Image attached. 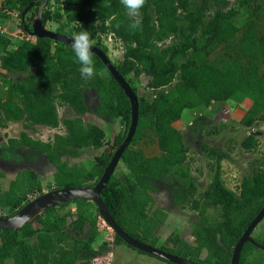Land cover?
<instances>
[{
	"label": "trees",
	"instance_id": "16d2710c",
	"mask_svg": "<svg viewBox=\"0 0 264 264\" xmlns=\"http://www.w3.org/2000/svg\"><path fill=\"white\" fill-rule=\"evenodd\" d=\"M50 1L7 0L0 9L16 10L22 18L25 8L34 3L32 15L22 18L21 24L24 33L30 34L27 30L46 2L45 25L65 17L73 25L74 36L86 30L91 43L105 53L101 37L111 35L123 46L122 60L113 65L115 69L136 95L132 77H147L146 87L153 91L151 100L137 96L138 125L130 145L150 130L160 155L147 157L141 150L128 149L130 145L125 149L120 160L127 170L125 182L113 175L101 193L115 222L135 240L156 247L158 238L153 236L161 214L150 217L146 208L153 194L168 191L173 205H189L199 212L193 229L195 245L174 234L167 240L170 245L159 249L198 264H230L236 243L264 206V155L251 162L235 193L222 180L221 164L230 153L207 144L205 137L212 134L207 130L212 117L209 108L232 98L239 97L244 103L242 126L264 122V0H145L137 17L141 25L135 30L121 0H62L63 8L55 15L48 7ZM92 57L95 75L86 80L72 46L48 38L14 40L0 35V81L8 85L7 97H0V128L9 122H24L25 129L60 125L65 129L49 142L22 132L19 138L0 145L1 157L19 163L45 155L56 167L53 189L96 184L128 131L130 102L102 61ZM87 91L97 95L96 109L87 105ZM59 106L69 109L72 116L60 118ZM200 108L204 111L184 129L175 126L185 111ZM88 113L105 125L120 117L126 130L94 165L70 166L64 158L103 147L104 130L84 121ZM197 141L196 152L212 161L213 170L209 186L198 196L196 180L186 166ZM257 144L254 133L241 141L246 151H254ZM25 175L27 183L37 185L34 173ZM20 182V177L10 182L6 197L12 211L5 217L25 205L18 198ZM5 204L0 200V206ZM62 206L73 207L62 214ZM209 209L217 211V219L211 220ZM102 229L110 228L90 200L50 208L18 231L0 229V264L7 260L14 264H93L109 251L106 240L98 250L95 247ZM112 234L113 244H125ZM252 237L262 248L247 242L239 264L264 263L263 256L251 258L254 250L264 252V231ZM202 251H206L203 260Z\"/></svg>",
	"mask_w": 264,
	"mask_h": 264
},
{
	"label": "rangeland",
	"instance_id": "374dc122",
	"mask_svg": "<svg viewBox=\"0 0 264 264\" xmlns=\"http://www.w3.org/2000/svg\"><path fill=\"white\" fill-rule=\"evenodd\" d=\"M6 1L7 0H1L0 7L1 4ZM59 2H62V0H51L48 5L51 12H54V15L57 10L63 8ZM33 10L34 9L29 10L25 17L30 18ZM19 14L20 13L16 10L11 11L7 8L5 10L0 9V25L7 28V35L14 40H21L24 37L22 36L24 31L21 28L23 20ZM46 27L50 31L61 32L64 35L74 37L73 25L68 24L65 17L48 21ZM101 46L105 48L106 55L111 63L113 65H119L123 55L122 43L111 35H107L101 37ZM104 74H106V72H104ZM20 77L21 75L15 76V79H19ZM132 79V84L137 90V96L151 100L153 91L146 87L147 77H132ZM7 90L8 85L0 81V97L6 98ZM85 98L87 105L91 109H96L97 105H99V99L94 92L88 91L85 94ZM209 109L212 113V117L207 130H212V134H207L205 141L211 146L222 148L230 153V158L224 160L221 164L222 180L228 189L238 193L240 181L243 176L248 174L251 162L264 155V122L257 123L251 128L242 126L240 120L244 115L245 109L244 103L239 97L232 98L225 103L214 104ZM202 111H204V109L201 108L185 111L182 120L176 123L175 126L178 129H184L185 126L189 124L196 115L202 113ZM58 113L60 118L72 116L69 109L61 106L58 107ZM84 121L103 128V147L97 150L84 149L79 152L77 157L64 158L70 166L77 165L86 168L94 165L97 158L104 150L112 146L116 137L122 136L126 130V124L120 117L115 118L110 125H105L95 114L88 113L84 116ZM22 132L27 133L35 140L43 141H51L56 134L63 135L65 133L64 128L61 126L57 129L44 126H35L32 129H25L24 122H9L5 128H0V145L5 144L11 138H19ZM252 133L257 136V148L254 151H246L241 147V141L244 137ZM156 140L154 134L148 130L136 143L131 144L128 149L141 150L147 157L159 156L160 150ZM199 144L200 142L197 141V144L191 146L186 163L191 175L196 180L197 196L207 189L213 174V170L210 169L212 161L208 159L206 155L196 152V148ZM18 172V174L10 175L0 170V200L6 202L5 205L0 206V217H5L12 211L8 203L9 198L6 197V192L9 190L10 182L16 178L20 177L22 181L20 182V189L18 190V198L22 201V204H27L34 198L53 190V175L56 172L55 169L39 175L36 186L26 182V175L23 171ZM126 175L127 170L125 165L120 161L114 172V176L124 183ZM152 197L153 202L146 208L147 215L152 217L157 212L161 214L160 224L153 236L158 238L155 248H160L161 245L168 244L167 240L169 236L174 234L179 235L188 244L194 246L193 229L195 222L199 219V212L191 209L189 205H184L182 207L172 205L170 197L166 192L153 194ZM71 207L73 206H62L60 212L65 214ZM208 215L211 217V220H214L216 217L218 218L217 211L213 209L208 210ZM263 231L264 218L255 228L252 236L257 237ZM112 233L110 229L101 232V235L95 242L96 250H98L102 246L103 241L106 240L109 242L107 246L109 251L99 257L93 264H102L103 260L106 262L105 264H167V262L161 259L139 252L126 244H113ZM169 245L170 244H168V246ZM205 256L206 251H202L200 259L203 260ZM262 256L264 257V252L254 250L251 258L253 261ZM5 264L14 263L12 260H7Z\"/></svg>",
	"mask_w": 264,
	"mask_h": 264
},
{
	"label": "water",
	"instance_id": "95a60500",
	"mask_svg": "<svg viewBox=\"0 0 264 264\" xmlns=\"http://www.w3.org/2000/svg\"><path fill=\"white\" fill-rule=\"evenodd\" d=\"M34 3H31L29 6L25 8L22 12V16L26 14L33 7ZM46 2L43 3L38 11L37 16L33 19L31 23V29L27 30L33 37L39 39H51L55 42L72 46V42L74 37L67 36L59 32L50 31L47 29L46 25L43 23V12L45 9ZM92 54L97 56L102 63L104 64L106 70L110 73V75L114 78L120 88L123 90L124 94L128 98L130 102V123L128 127V131L125 139L119 145V147L114 152L112 158L109 163L106 165L103 174L101 175L98 182L93 186H72V187H63L59 189H53L49 192H46L27 204H25L20 210H18L15 214L10 217H0V229L5 231H18L24 225L35 219L36 217L42 215L45 211L50 208L60 206L69 202H73L76 200H90L92 201L98 209V212L103 219V221L109 226V228L121 238V240L128 246L134 248L135 250L142 252L144 254H148L150 256L161 259L167 263L172 264H198L193 261L175 256L168 252H165L159 248H155L150 246L149 244L139 242L126 234L119 225L115 222L111 214L109 213L105 203L101 198V193L110 181L113 176L118 163L121 160V157L125 151V149L130 145L136 129L138 125V99L137 95L133 92L130 85L127 81L121 76V74L115 69L106 53L100 49L99 47L92 44ZM6 164L0 162V169ZM7 167V165H6ZM42 171L49 172L53 169L56 170L55 166L49 162L46 158L45 161L42 160L40 162V166H38ZM9 169L14 171H37L36 165H13L9 166ZM42 175V174H41ZM264 218V206L261 211L256 215L253 221L250 223L246 231L243 233L241 238L236 243L233 254L231 257L230 264H239L241 258V252L243 246L250 242L254 246L258 248H262L259 244L255 242L252 237V233L255 228L259 225V223Z\"/></svg>",
	"mask_w": 264,
	"mask_h": 264
},
{
	"label": "clouds",
	"instance_id": "9594fccd",
	"mask_svg": "<svg viewBox=\"0 0 264 264\" xmlns=\"http://www.w3.org/2000/svg\"><path fill=\"white\" fill-rule=\"evenodd\" d=\"M145 0H121V4L126 11V14L131 20L130 27L132 29H138L141 25L138 14L140 9L144 6ZM92 43L89 33L81 31L74 36L72 42V51L75 55L77 62L79 63V71L81 77L84 79H91L95 75V65L92 57Z\"/></svg>",
	"mask_w": 264,
	"mask_h": 264
},
{
	"label": "flooded vegetation",
	"instance_id": "af4514ba",
	"mask_svg": "<svg viewBox=\"0 0 264 264\" xmlns=\"http://www.w3.org/2000/svg\"><path fill=\"white\" fill-rule=\"evenodd\" d=\"M28 13V11L26 12V14ZM25 14V15H26ZM25 15L24 16H22V18L24 19L25 18ZM88 92V91H87ZM86 92V93H87ZM91 92V91H90ZM93 92V91H92ZM85 93V94H86ZM97 107H98V105H97ZM61 126V125H60ZM60 126H58L57 128H59ZM62 127V126H61ZM57 128H54V129H57ZM64 128V127H63ZM64 131H65V129H64ZM56 135H60V134H56ZM55 135V136H56ZM54 136V137H55ZM40 141H42V142H49V141H43V140H40ZM102 148V147H101ZM118 148V147H117ZM116 151V150H115ZM114 151V152H115ZM114 154V153H113ZM113 154H112V156H113ZM112 156H111V158H112ZM45 158H46V156L45 155H43V154H41V155H36L35 156V158L33 159V160H29V159H26V160H24L23 162H19V163H15V162H9V161H7V160H5V159H3L2 157H1V150H0V162H3V163H5L6 165H7V167H6V165L2 168V172H4L5 174H10V175H14V174H18L19 172L18 171H14V170H12L11 171V169H9V166H13V165H19V164H24V165H36L37 166V171H24L23 170V172L24 173H34L37 177L39 176V175H41V174H43V173H45V171H42L38 166H40V162H42V160L43 161H45ZM110 158V159H111ZM47 159V158H46ZM48 160V159H47ZM49 161V160H48ZM110 161V160H109ZM49 162H51V161H49ZM52 163V162H51ZM109 163V162H108ZM107 163V164H108ZM53 164V163H52ZM54 165V164H53ZM55 166V165H54ZM106 167V166H105ZM56 168V167H55ZM1 170V169H0ZM16 172V173H15ZM103 174V173H102ZM114 175V174H113ZM98 182V181H97ZM96 182V183H97ZM95 185V184H94ZM86 186H93V184H89V185H86ZM166 193H168V195H169V197H170V194H169V192L168 191H165ZM160 193H163V192H160ZM156 194H158V193H156ZM170 200H171V198H170ZM92 202V201H91ZM171 202H172V200H171ZM93 203V202H92ZM172 205H173V203H172ZM175 206V205H174Z\"/></svg>",
	"mask_w": 264,
	"mask_h": 264
},
{
	"label": "built area",
	"instance_id": "2783aa9c",
	"mask_svg": "<svg viewBox=\"0 0 264 264\" xmlns=\"http://www.w3.org/2000/svg\"><path fill=\"white\" fill-rule=\"evenodd\" d=\"M0 35H7V28L0 25ZM22 36H24L22 39L23 40H31L34 39L35 37H33L32 35L28 34V33H24L22 34Z\"/></svg>",
	"mask_w": 264,
	"mask_h": 264
},
{
	"label": "crops",
	"instance_id": "0c3cea01",
	"mask_svg": "<svg viewBox=\"0 0 264 264\" xmlns=\"http://www.w3.org/2000/svg\"><path fill=\"white\" fill-rule=\"evenodd\" d=\"M1 1V0H0Z\"/></svg>",
	"mask_w": 264,
	"mask_h": 264
}]
</instances>
